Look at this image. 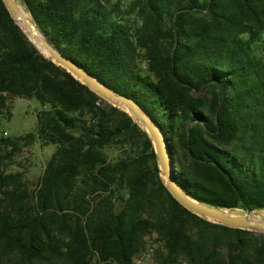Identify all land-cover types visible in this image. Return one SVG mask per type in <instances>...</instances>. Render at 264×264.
I'll return each mask as SVG.
<instances>
[{
    "label": "trees",
    "instance_id": "trees-1",
    "mask_svg": "<svg viewBox=\"0 0 264 264\" xmlns=\"http://www.w3.org/2000/svg\"><path fill=\"white\" fill-rule=\"evenodd\" d=\"M21 1L64 55L150 113L187 193L264 208V0ZM14 95L41 103L37 129L0 149H56L33 189L0 172V264H133L153 232L165 263L264 264V231L183 205L140 122L41 52L0 0V116Z\"/></svg>",
    "mask_w": 264,
    "mask_h": 264
},
{
    "label": "water",
    "instance_id": "water-1",
    "mask_svg": "<svg viewBox=\"0 0 264 264\" xmlns=\"http://www.w3.org/2000/svg\"><path fill=\"white\" fill-rule=\"evenodd\" d=\"M3 1L13 19L22 27L29 39L34 42L41 52L43 51L33 40V36H36L48 49V53L43 52L46 56L52 58L55 62L64 66L75 77L87 84L100 96L127 110L148 131L154 142V146L159 157L160 168L162 170L166 184L171 193L183 205L194 212L217 222L264 231V217H261L252 211L238 213L231 210L230 208H223L204 203L187 193L175 177L172 157L162 129L159 127L150 113L140 104V102L134 97L108 86L78 62L64 55L61 50L55 46L42 32L29 11L25 8L28 13L24 14V12H22L17 0Z\"/></svg>",
    "mask_w": 264,
    "mask_h": 264
},
{
    "label": "rangeland",
    "instance_id": "rangeland-1",
    "mask_svg": "<svg viewBox=\"0 0 264 264\" xmlns=\"http://www.w3.org/2000/svg\"><path fill=\"white\" fill-rule=\"evenodd\" d=\"M41 108V103L35 98L20 95L9 97L8 106L0 116V136H20L35 131L37 129V112ZM55 149L56 144L45 138H34L29 141L21 139L18 149L11 145L3 146L0 149V172L19 171L22 175L21 181L33 189L36 187L45 165ZM11 150H15L11 157L4 154ZM231 210L238 213L247 212L238 208ZM252 212L264 217V208L252 210ZM156 237L157 235L154 232L147 235V245L154 246L155 252L150 258L146 259L144 264H172L163 261L161 253L157 250L159 240ZM133 264H136L135 261ZM176 264H181V262Z\"/></svg>",
    "mask_w": 264,
    "mask_h": 264
},
{
    "label": "built area",
    "instance_id": "built-area-1",
    "mask_svg": "<svg viewBox=\"0 0 264 264\" xmlns=\"http://www.w3.org/2000/svg\"><path fill=\"white\" fill-rule=\"evenodd\" d=\"M154 252H155V247L147 245L145 249H143L139 254L135 256L134 258L135 263L144 264L146 259L150 258L154 254ZM181 264H190V263L186 261H182Z\"/></svg>",
    "mask_w": 264,
    "mask_h": 264
},
{
    "label": "bare ground",
    "instance_id": "bare-ground-1",
    "mask_svg": "<svg viewBox=\"0 0 264 264\" xmlns=\"http://www.w3.org/2000/svg\"><path fill=\"white\" fill-rule=\"evenodd\" d=\"M17 1H18L19 5H20V8H21L22 12H24V14L28 13V11L25 10V8H24V6L22 4V1L21 0H17ZM32 38H33V40L37 43V45L40 47V49L44 53H48L49 52L48 49L45 47V45L36 36H33Z\"/></svg>",
    "mask_w": 264,
    "mask_h": 264
}]
</instances>
